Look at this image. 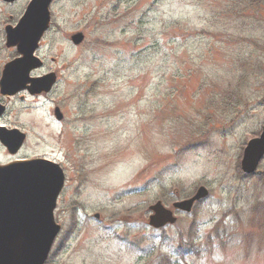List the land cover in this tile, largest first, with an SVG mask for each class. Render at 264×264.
I'll use <instances>...</instances> for the list:
<instances>
[{"label":"rangeland","instance_id":"1","mask_svg":"<svg viewBox=\"0 0 264 264\" xmlns=\"http://www.w3.org/2000/svg\"><path fill=\"white\" fill-rule=\"evenodd\" d=\"M225 1L51 3L35 74L55 72V85L0 96V124L25 133L0 163L45 157L65 174L46 264H264V158L262 176L239 170L264 124V17L230 19ZM26 2L0 0V70L15 55L4 24ZM200 185L208 195L189 214L148 226L150 204Z\"/></svg>","mask_w":264,"mask_h":264},{"label":"water","instance_id":"2","mask_svg":"<svg viewBox=\"0 0 264 264\" xmlns=\"http://www.w3.org/2000/svg\"><path fill=\"white\" fill-rule=\"evenodd\" d=\"M51 0H31L15 27H5V45L15 46L18 56L7 62L0 75V94L12 95L27 87L29 92L48 91L55 78L47 74L30 78L31 69L41 62L33 56L34 49L49 23L48 6ZM82 34L71 36L74 44ZM3 107L0 106V114ZM24 135L16 129L0 127V142L15 152ZM264 154V125L257 137L247 141L240 160L244 173L261 174L257 165ZM63 174L57 164L41 158L24 159L0 165V264H43L59 226L52 211L55 199L62 187ZM207 195L203 186L187 199L173 203V207L185 211ZM152 214L148 224L154 228L173 223L170 209L159 201L149 207Z\"/></svg>","mask_w":264,"mask_h":264},{"label":"trees","instance_id":"3","mask_svg":"<svg viewBox=\"0 0 264 264\" xmlns=\"http://www.w3.org/2000/svg\"><path fill=\"white\" fill-rule=\"evenodd\" d=\"M225 8L227 11L226 12L227 15H229V12H231L230 17L227 16L230 19L232 18L231 16H233L235 19H237L238 17L243 18L245 14L254 13V12L258 14H252L253 17H256L257 15L259 17L261 16L264 17V0H227L225 1ZM245 37L246 36H243L241 39L244 40ZM250 56L251 55L243 56L240 53H237L236 55V57H241L240 59L246 61L252 60L250 59Z\"/></svg>","mask_w":264,"mask_h":264},{"label":"flooded vegetation","instance_id":"4","mask_svg":"<svg viewBox=\"0 0 264 264\" xmlns=\"http://www.w3.org/2000/svg\"><path fill=\"white\" fill-rule=\"evenodd\" d=\"M17 1H19V0H17ZM17 1H15V2H17ZM15 2H13V4L15 3ZM19 16V15H18ZM18 18V17H17ZM17 18H15L14 20H11L10 22H8V23H11V24H14L15 23V21L17 20ZM42 68V67H41ZM40 68V69H41ZM39 69V70H40ZM44 72H41L40 74H43ZM33 75H37V74H35V70L33 71ZM53 112H54V109H53ZM61 117V116H60Z\"/></svg>","mask_w":264,"mask_h":264}]
</instances>
